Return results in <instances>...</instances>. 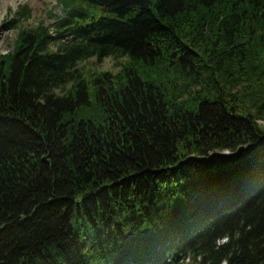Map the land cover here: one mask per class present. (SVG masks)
I'll use <instances>...</instances> for the list:
<instances>
[{"label": "trees", "instance_id": "1", "mask_svg": "<svg viewBox=\"0 0 264 264\" xmlns=\"http://www.w3.org/2000/svg\"><path fill=\"white\" fill-rule=\"evenodd\" d=\"M68 5L0 54V264H264V0Z\"/></svg>", "mask_w": 264, "mask_h": 264}, {"label": "rangeland", "instance_id": "2", "mask_svg": "<svg viewBox=\"0 0 264 264\" xmlns=\"http://www.w3.org/2000/svg\"><path fill=\"white\" fill-rule=\"evenodd\" d=\"M28 6L31 11L28 16H20L18 15L17 11L24 6ZM61 13V6L60 5H55L53 8H46L42 4V0H0V54H10L14 51V48H16L15 42H16V33L18 28H23V27H33L36 26L39 23H42L44 25H50L51 23L54 22L55 15ZM52 14V15H51ZM13 20L15 21V26L8 27L10 21ZM54 50V49H53ZM94 56L87 58L83 62L80 63L79 69L80 70H85L88 74L90 72H109L112 75H117L119 74L120 67L118 65V62H120V59L115 60L111 56H106L101 62L96 60ZM256 59V58H255ZM256 60H252V65ZM86 78V73L85 76ZM186 85H183L182 83L177 84V88H183ZM262 88L261 85L258 84V82L251 81V83H247L246 86L239 92V98L241 100L240 105H242V108L240 110L246 109V112L250 113L252 117L256 120V117L258 116L257 111L259 107V103L262 100V97L264 94H262ZM178 97L183 98L185 101H188V98L184 96L183 93L178 94ZM257 123L261 124L264 127V119H259L256 120ZM256 143V142H255ZM254 143V144H255ZM248 146L244 145L241 146L239 149H246ZM185 150L176 154L177 157L181 158L180 161L188 160V158L194 157L193 149L192 147V141L187 140L186 146L184 148ZM189 152L186 153V152ZM221 155H230L228 151H223L220 153ZM176 167V164L175 166ZM168 168H171L169 166H165V169L167 170ZM153 172L158 173L157 170H153ZM177 187V186H176ZM202 209V207H201ZM204 209H210L209 206H207ZM201 212V211H200ZM184 212L181 210L175 211V217H174V222L179 219L180 217L184 216ZM200 215V213L198 214ZM170 219V218H169ZM172 219V218H171ZM182 219L175 223H179ZM201 220V219H200ZM200 220L198 222H200ZM188 221L185 220L183 222H180L179 226H173L171 229L168 228V232L170 236H174L176 233L180 231L181 227L187 226L189 223ZM174 225V224H172ZM167 227H170L169 225H165L162 227L163 229L160 230H165ZM177 229V231H174ZM167 233L164 232L162 236H165ZM102 234V233H101ZM112 236V234L110 235ZM109 236V237H110ZM225 239H222L223 241ZM219 242V241H218ZM224 264V263H222Z\"/></svg>", "mask_w": 264, "mask_h": 264}]
</instances>
